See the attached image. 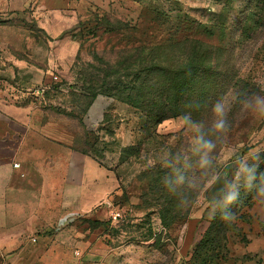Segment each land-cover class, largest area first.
I'll return each mask as SVG.
<instances>
[{
	"label": "rangeland",
	"instance_id": "374dc122",
	"mask_svg": "<svg viewBox=\"0 0 264 264\" xmlns=\"http://www.w3.org/2000/svg\"><path fill=\"white\" fill-rule=\"evenodd\" d=\"M176 36L200 37L210 44L205 62L222 72L221 93H209L211 102L228 90L239 93L241 100L252 92L264 94V0H63L0 14V93L16 95L17 102L37 108L45 120L63 124L66 144L87 149L115 178L109 205L67 222L71 258L66 264H185L213 223L221 234L222 223H229L226 241L233 245L246 225L262 218L264 204L254 199V191L243 189L232 208L234 220L223 221L219 214L209 218L207 182L214 175L231 179L237 155L257 148L264 153V119L242 114L239 104L229 116L231 128L223 143L222 134L212 129L211 103L187 111L203 122L205 137L217 144L213 166L203 173L193 152V133L181 130V114L156 122L102 93L97 96L106 97L108 104L101 120L88 116L89 108L83 113L86 95L96 86L90 65L102 64L111 72L109 65L117 60H140L134 48ZM164 55L166 63L176 65L187 52L176 47ZM42 86L46 91L37 95ZM132 145L139 148L131 153L127 148ZM174 157L191 165L185 172L191 187L181 186L170 196L163 179L171 174L166 162ZM147 166L154 171L147 172ZM143 173L147 178L139 179ZM152 177L154 195H143ZM179 199H186L188 207H179ZM113 212L119 213L116 220Z\"/></svg>",
	"mask_w": 264,
	"mask_h": 264
},
{
	"label": "crops",
	"instance_id": "0c3cea01",
	"mask_svg": "<svg viewBox=\"0 0 264 264\" xmlns=\"http://www.w3.org/2000/svg\"><path fill=\"white\" fill-rule=\"evenodd\" d=\"M50 2L63 0H0V14ZM3 95L1 92L0 264H66L71 258L66 250L67 222L89 215L101 204L109 205L116 189L113 172L69 147L63 124L45 120L37 108L17 102L16 95ZM105 99L97 96L87 115L101 120L108 104ZM262 213L264 219V208ZM260 231L258 220L246 225L242 232L247 241L229 244L223 264H264Z\"/></svg>",
	"mask_w": 264,
	"mask_h": 264
},
{
	"label": "trees",
	"instance_id": "16d2710c",
	"mask_svg": "<svg viewBox=\"0 0 264 264\" xmlns=\"http://www.w3.org/2000/svg\"><path fill=\"white\" fill-rule=\"evenodd\" d=\"M104 19L105 23H110L109 16H105ZM176 47L185 49L187 55L176 62V65L166 63L164 60L165 50H174ZM209 48L210 44L200 37L184 36L179 38L176 36L155 46L134 48L133 50L140 54L138 55L140 60L136 62L131 60L128 64L117 60L109 65L111 72H106L102 64L90 65L96 76L92 80L96 86L86 95L88 101L83 113L100 93L117 97L119 101L146 113L149 119H154L156 122L167 117L182 115L187 111H194L195 109L191 106L197 102L201 104L199 109L204 105L209 106L211 103L209 93L212 92L214 95L221 93L218 79L222 76L220 69L218 70L215 65L205 62L204 55ZM121 69L124 70L123 74L120 73ZM100 73L103 74V78L99 76ZM110 75H113V78L105 80ZM103 85L107 88L98 91ZM88 141L86 140V145L88 144L87 147L91 148ZM138 148L136 145H132L127 150L132 153ZM77 150L107 168L84 147ZM153 168L147 166V172H153ZM143 178H147L146 173H143L139 179ZM147 183L149 192H144L143 195H154L156 180L152 177ZM218 217L217 215L216 218L218 219ZM216 224L217 222L213 223L195 244L185 264H223L227 261L229 247L226 241V231L229 229V223H222L224 229L222 234L215 231ZM258 225L261 234L264 235V219L258 220ZM240 241H247L244 234Z\"/></svg>",
	"mask_w": 264,
	"mask_h": 264
},
{
	"label": "clouds",
	"instance_id": "9594fccd",
	"mask_svg": "<svg viewBox=\"0 0 264 264\" xmlns=\"http://www.w3.org/2000/svg\"><path fill=\"white\" fill-rule=\"evenodd\" d=\"M236 104H239L242 114L264 119V94L252 92L241 100L239 93H234L231 90L226 91L210 105L213 117L212 129L214 133L222 134L221 143L225 141L230 131L229 116ZM200 106V102H197L191 107L198 110ZM179 122L181 130H188L193 133V152L199 156L198 167L203 173V170L213 166V153L217 147L216 141L205 137L202 131L203 122L194 120L191 112L183 113L179 117ZM232 164L236 171L231 179L227 175H214L212 180L207 182L209 188H212L215 183L221 185L218 190L212 188V199L207 201L210 219L219 214L223 221L234 220L235 213L232 208L241 201V189L246 192L254 191V199L258 203L264 204V170H261V165L264 164V153L258 148L254 149L248 155H237ZM166 166L171 169V174L165 175L163 186L170 196H176L177 190L181 186L187 184L191 187V182L185 175V172L191 167L189 163L174 157L166 162ZM177 205L182 208L188 207L186 199H179Z\"/></svg>",
	"mask_w": 264,
	"mask_h": 264
},
{
	"label": "built area",
	"instance_id": "2783aa9c",
	"mask_svg": "<svg viewBox=\"0 0 264 264\" xmlns=\"http://www.w3.org/2000/svg\"><path fill=\"white\" fill-rule=\"evenodd\" d=\"M45 89H46V87H43V86L37 88V89H36V94H37V95H42V94L44 93ZM15 166H17V165L15 164ZM118 216H119V213H118V212H113V213H111V217H112V219H114V220H116ZM75 253L78 254V252H75Z\"/></svg>",
	"mask_w": 264,
	"mask_h": 264
},
{
	"label": "water",
	"instance_id": "95a60500",
	"mask_svg": "<svg viewBox=\"0 0 264 264\" xmlns=\"http://www.w3.org/2000/svg\"><path fill=\"white\" fill-rule=\"evenodd\" d=\"M220 186L221 185L219 183H215V184L212 185V188H216L218 190ZM212 188H209V191H208L210 195H211V192H212Z\"/></svg>",
	"mask_w": 264,
	"mask_h": 264
}]
</instances>
